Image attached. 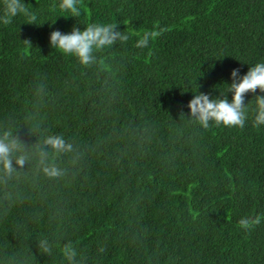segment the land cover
I'll list each match as a JSON object with an SVG mask.
<instances>
[{"label":"trees","instance_id":"16d2710c","mask_svg":"<svg viewBox=\"0 0 264 264\" xmlns=\"http://www.w3.org/2000/svg\"><path fill=\"white\" fill-rule=\"evenodd\" d=\"M23 2L42 24L4 23L0 0V135L31 157L0 167V264H68L66 246L78 264H264L255 96L243 127L205 128L188 107L198 90L231 99L232 69L264 62V0H76L78 17ZM108 23L129 39L89 65L50 45L53 30ZM49 135L72 145L49 149L57 177L39 160Z\"/></svg>","mask_w":264,"mask_h":264},{"label":"clouds","instance_id":"9594fccd","mask_svg":"<svg viewBox=\"0 0 264 264\" xmlns=\"http://www.w3.org/2000/svg\"><path fill=\"white\" fill-rule=\"evenodd\" d=\"M4 8V23H9L11 18L18 15H24L27 23L42 24L37 13L30 11L23 0H5ZM60 8L70 12L71 15L68 16L80 15L76 0H61ZM128 39L129 36L120 31L117 24H91L84 29L73 26L70 32L53 30L50 34V45L64 54L77 57L81 64L89 65L95 62L97 51ZM148 39V34H145L144 38L137 42V46L146 45ZM228 85L227 91L232 94L231 99L223 95L213 97L199 90L195 92L193 99L188 103L190 116L205 128L210 122L243 127L248 113L247 94L251 93L252 97L255 96V123L258 127L264 125V62L250 66L243 74L240 68H233L231 83ZM49 149L55 153H62L71 151L72 145L62 136L49 135L38 147L39 160L44 173L57 177L61 175V169L48 163ZM30 158L16 135L10 131L0 135V167L7 175L11 176L18 168L24 167ZM39 247L44 253L51 254L53 251L50 241L46 238L39 241ZM64 256L68 264H78V253L75 248L66 246Z\"/></svg>","mask_w":264,"mask_h":264}]
</instances>
